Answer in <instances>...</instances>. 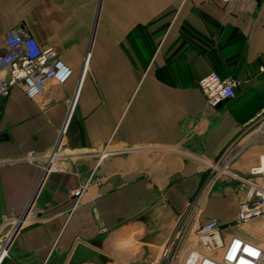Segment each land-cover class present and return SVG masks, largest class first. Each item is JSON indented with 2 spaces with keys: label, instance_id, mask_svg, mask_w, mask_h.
Wrapping results in <instances>:
<instances>
[{
  "label": "crops",
  "instance_id": "1",
  "mask_svg": "<svg viewBox=\"0 0 264 264\" xmlns=\"http://www.w3.org/2000/svg\"><path fill=\"white\" fill-rule=\"evenodd\" d=\"M14 31L73 74L0 97V234L26 219L0 264H179L184 248L162 254L209 164L234 143L248 177L264 156V0H0V49ZM211 71L241 80L216 107L197 86ZM247 190L219 181L201 222L264 246V217L239 222Z\"/></svg>",
  "mask_w": 264,
  "mask_h": 264
},
{
  "label": "built area",
  "instance_id": "2",
  "mask_svg": "<svg viewBox=\"0 0 264 264\" xmlns=\"http://www.w3.org/2000/svg\"><path fill=\"white\" fill-rule=\"evenodd\" d=\"M6 49H0V97H7L11 90L18 87L31 100L41 98L49 83L65 84L73 71L59 56L53 47L43 48L32 35L14 31L6 36ZM264 71V66L260 68ZM241 80L230 76L223 78L216 71H211L198 80L197 86L206 96L211 107L234 99ZM264 115V109L262 113ZM234 143L209 164V171L198 196L189 203L192 208V224L181 220L175 234L165 247L162 258L171 254L172 248L183 249L186 241L191 243L184 251L179 264H264V246L248 242L238 236H233L228 243L221 237V224L217 219L201 222L206 200L210 197L213 187L225 178L236 180L248 186L245 201L239 207V222L245 223L257 217H264V156L261 163L253 167L250 176H242L233 169L236 153ZM126 147L123 151H132ZM111 152L106 146L100 155ZM261 176L263 183L253 180V176ZM87 188L83 184L72 192V210L81 204V199ZM26 221L24 217L12 221L13 228L5 235L0 234V263L9 255L15 233ZM196 229L192 231V226ZM205 246L206 251L198 248ZM211 252L215 254L211 255ZM177 253H179L177 251Z\"/></svg>",
  "mask_w": 264,
  "mask_h": 264
},
{
  "label": "rangeland",
  "instance_id": "3",
  "mask_svg": "<svg viewBox=\"0 0 264 264\" xmlns=\"http://www.w3.org/2000/svg\"><path fill=\"white\" fill-rule=\"evenodd\" d=\"M254 229H256L255 231H257V230H258V231H261V230L263 231V230H264L263 228L261 229V228H258V227H255ZM190 243H191V240L188 239V240L186 241V244H185V247H184V251L187 249V247H188V245H189ZM198 248H199L200 250H202V251H206L205 246H203V245H199ZM210 254L213 255V254H215V252H211ZM182 255H184V252L182 253Z\"/></svg>",
  "mask_w": 264,
  "mask_h": 264
},
{
  "label": "water",
  "instance_id": "4",
  "mask_svg": "<svg viewBox=\"0 0 264 264\" xmlns=\"http://www.w3.org/2000/svg\"><path fill=\"white\" fill-rule=\"evenodd\" d=\"M258 1H260V0H258Z\"/></svg>",
  "mask_w": 264,
  "mask_h": 264
}]
</instances>
